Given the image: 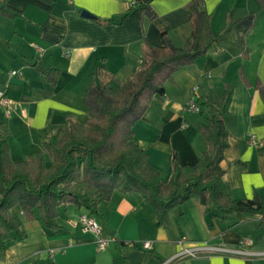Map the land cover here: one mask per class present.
Here are the masks:
<instances>
[{
	"label": "crops",
	"instance_id": "0c3cea01",
	"mask_svg": "<svg viewBox=\"0 0 264 264\" xmlns=\"http://www.w3.org/2000/svg\"><path fill=\"white\" fill-rule=\"evenodd\" d=\"M54 1L8 0L7 5L21 16L0 14V87L7 86L13 105L8 116L0 110V135L9 141L13 161L37 153L42 141L68 118L85 119L83 96L98 82L99 66L122 81L138 67L144 37L163 46L165 31L182 45L191 32L194 0ZM133 3L142 6L128 12L120 23L99 24L82 14L118 19ZM144 6L155 11L153 20L144 16ZM202 7L212 16L215 42L205 55L173 74L162 106L151 107L134 124V140L160 169L163 180L169 176L171 151L180 165L194 164L204 148L196 136L201 117L182 108L191 99L222 102L226 85L221 112L228 146L218 175L232 198H251L257 190L264 201V0H203ZM249 13L257 18L246 33L248 57L243 58L227 17L237 20ZM34 63L57 69L55 84ZM109 82L118 88L115 80ZM251 135L262 144H252ZM80 214L87 213L72 205L60 207L57 231L36 220L23 221L24 238L6 241L0 264H160L176 253L182 236L228 248L249 237L248 249L264 251L259 214L238 212L222 220L218 210H208L197 196L170 211V225L161 227L153 209L138 195L114 192L93 216L100 234L111 239L101 250L94 235L78 223ZM143 241L150 242L149 249L142 248ZM176 264H264V256L203 252Z\"/></svg>",
	"mask_w": 264,
	"mask_h": 264
},
{
	"label": "trees",
	"instance_id": "16d2710c",
	"mask_svg": "<svg viewBox=\"0 0 264 264\" xmlns=\"http://www.w3.org/2000/svg\"><path fill=\"white\" fill-rule=\"evenodd\" d=\"M0 0V14L20 17L21 13ZM54 3V0H42ZM203 0H194L190 9V36L176 44L162 32L163 46L145 37L141 58L135 72L122 81L109 76L104 67L96 72L98 82L85 91L83 103L88 113L83 121L68 118L65 124L46 137L41 149L21 161H13L9 141L0 135V252L6 241L23 239V221L36 220L51 231L60 229L58 209L72 205L95 216L99 205L114 192L136 194L155 212L159 226L170 225V211L197 196L208 210L216 209L225 220L229 214H259L258 226L264 234V201L257 190L251 198H232L218 173L228 146V130L222 118L221 105L227 95L224 86L222 102L196 100L201 120L197 128V160L190 166L180 165L175 151L169 157V176L161 178L160 169L149 161L146 151L134 140L132 128L151 107H161L166 86L173 83V74L205 55L215 42L212 16L203 7ZM140 3H133L118 19L86 16L99 24L120 23ZM82 12L80 9L71 7ZM148 20L156 17L151 7L144 6ZM257 14L237 20L227 17L228 29L235 32V43L243 58L248 57L245 36L256 22ZM55 84L59 71L34 63ZM115 80L118 88L111 86Z\"/></svg>",
	"mask_w": 264,
	"mask_h": 264
},
{
	"label": "built area",
	"instance_id": "2783aa9c",
	"mask_svg": "<svg viewBox=\"0 0 264 264\" xmlns=\"http://www.w3.org/2000/svg\"><path fill=\"white\" fill-rule=\"evenodd\" d=\"M16 71H11L12 74H15ZM4 110L6 116H8L13 109L12 102L7 94V86L0 87V110ZM183 112L197 114L200 112V108L197 105L195 99H191L185 106L182 108ZM251 143L254 145H260L262 142H258L255 139V135H251ZM78 223L84 231L91 232L97 244L98 249H104L105 246L111 241V239L105 238L100 234L99 225L93 216L87 214H80L78 216ZM252 243L249 237H241L238 240L237 247L228 248L224 245H211L208 243H196L188 240L186 237H180L177 240L178 250L174 255L165 259L160 264H176L179 260L186 257H195L200 253H219V254H230L241 257H250V256H264V251H252L248 249ZM149 241H143L141 243L142 248H150Z\"/></svg>",
	"mask_w": 264,
	"mask_h": 264
},
{
	"label": "water",
	"instance_id": "95a60500",
	"mask_svg": "<svg viewBox=\"0 0 264 264\" xmlns=\"http://www.w3.org/2000/svg\"><path fill=\"white\" fill-rule=\"evenodd\" d=\"M83 15H85V16H89L88 14H86V13H82Z\"/></svg>",
	"mask_w": 264,
	"mask_h": 264
}]
</instances>
